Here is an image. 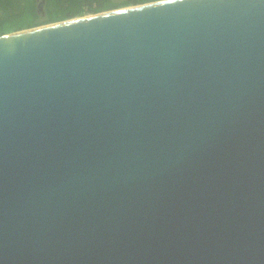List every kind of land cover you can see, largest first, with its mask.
<instances>
[{"label":"water","instance_id":"obj_1","mask_svg":"<svg viewBox=\"0 0 264 264\" xmlns=\"http://www.w3.org/2000/svg\"><path fill=\"white\" fill-rule=\"evenodd\" d=\"M0 264H264V0L1 34Z\"/></svg>","mask_w":264,"mask_h":264},{"label":"trees","instance_id":"obj_2","mask_svg":"<svg viewBox=\"0 0 264 264\" xmlns=\"http://www.w3.org/2000/svg\"><path fill=\"white\" fill-rule=\"evenodd\" d=\"M61 0H57L60 2ZM135 2H146L148 0H134ZM127 2H130L127 1ZM20 3H24V0H0V35L4 33H8L15 30H20L23 28L33 27L39 24L40 22L37 21V12L35 5L25 0L26 7L25 10L30 12V16L34 18V21H30L27 25L20 24L21 22L16 23L19 21L18 19H9L7 16L9 15L8 12L12 11L13 8L17 7ZM93 0H67L66 4L61 5L58 10L51 16H47L43 21H58L69 17H74L78 14H83L87 11H99L106 8V5H103L101 1H97V5L93 6ZM24 10V11H25Z\"/></svg>","mask_w":264,"mask_h":264},{"label":"flooded vegetation","instance_id":"obj_3","mask_svg":"<svg viewBox=\"0 0 264 264\" xmlns=\"http://www.w3.org/2000/svg\"><path fill=\"white\" fill-rule=\"evenodd\" d=\"M32 2L35 5L36 12H37V21L40 18H43V20L47 16L53 15L61 5L66 4L67 0H61L60 2H57V0H28ZM93 6L97 5V1L99 0H93ZM103 5H106L107 7L103 10H108L116 7H121L124 5H130V4H139L143 2H135L134 0H130V2H127L129 0H100ZM153 1V0H148ZM146 1V2H148ZM99 10V11H103ZM99 11H91V12H99ZM43 16V17H42Z\"/></svg>","mask_w":264,"mask_h":264},{"label":"rangeland","instance_id":"obj_4","mask_svg":"<svg viewBox=\"0 0 264 264\" xmlns=\"http://www.w3.org/2000/svg\"><path fill=\"white\" fill-rule=\"evenodd\" d=\"M24 3H25V0H24ZM24 3H20L17 7L13 8L12 11L8 12L9 15L7 16V18H9V19H14L15 18V20L18 19L19 21H17L16 23L21 22L20 24H22V25H27L30 21H34V18H32L30 16V12H28V10H25L26 4H24ZM130 5H132V4H130ZM124 6H126V5H124ZM116 8H119V7H116ZM112 9H115V8H112ZM1 12L2 11L0 10V13ZM91 13H94V12L87 11V12H85L83 14H78L76 16H81V15H86V14H91ZM43 18H40L38 20L40 23L37 24V25H43V24H46V23L54 22V21L44 22Z\"/></svg>","mask_w":264,"mask_h":264}]
</instances>
